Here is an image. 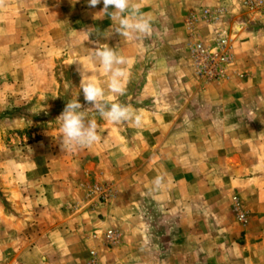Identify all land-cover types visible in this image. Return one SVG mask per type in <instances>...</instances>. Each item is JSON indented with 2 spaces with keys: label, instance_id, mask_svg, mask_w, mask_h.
I'll use <instances>...</instances> for the list:
<instances>
[{
  "label": "crops",
  "instance_id": "obj_1",
  "mask_svg": "<svg viewBox=\"0 0 264 264\" xmlns=\"http://www.w3.org/2000/svg\"><path fill=\"white\" fill-rule=\"evenodd\" d=\"M176 1L173 6L163 2L156 8L149 3L139 4V12L159 24L162 36L161 43L147 51L138 53L136 38L127 39L115 32L102 40L98 37L96 44L104 41L105 47L126 57L127 63L121 66L125 71L124 85L131 73L130 65L139 58L147 59L136 94V99L144 101L143 106H127L140 116L141 122L137 125L128 121L122 126L121 122L103 120L98 113L87 114L97 121L100 139L91 146L68 151L61 148L59 121L55 119V127L48 126L54 142L48 152V174L40 175L42 180L30 184L6 185L11 211L0 210V264H81L87 250L96 243L90 236L92 230L105 225L120 229L122 238L119 246L102 253L100 264H154L151 251L156 242L150 241L149 236L154 233L149 230L148 219L159 216L166 222L172 218L158 233L160 239L175 238V241L162 242V250L170 251V255L176 251L175 264H183L185 253L190 258L188 262L200 264V251L207 248L211 252L218 245L216 241L202 243L201 238L202 216L210 213L208 206L216 205L219 198L218 179H209L217 168L224 172L220 184L229 189L240 187L257 226L260 224L256 230L245 231L244 241L238 248L233 246L240 250V255L231 258L229 264H264V16L257 20L242 17L240 21L231 22L233 60L245 75L241 79L202 85L195 81L186 55L183 53L186 61L180 57L178 45L181 43L174 42L168 27L157 20L168 25L167 10L175 11L176 26L181 31L177 37L182 36V39L180 11L186 7L199 4L192 7L197 9L222 1L229 15L239 8L236 0ZM56 10L62 11L59 6ZM63 17L67 23L68 16ZM65 22L52 30L56 36L52 49L66 54L64 63L74 59V63L79 64L76 70L80 80L82 63L87 62L85 78L94 80L104 89V100H111L115 94L107 88L109 74L95 58L94 45L87 37L72 43L68 37L72 30H67ZM21 43L23 47V41ZM17 65L18 68L12 70L7 62L0 72L4 80L0 88L24 91L26 62L23 57ZM27 65L34 92H56L58 83L52 71L42 72L32 64ZM239 92L240 102L234 97ZM238 107L240 114L236 113L233 118L231 109ZM233 122L241 124L235 133L245 137L237 165L228 160L232 155L230 143L221 142L218 150L211 143L232 138ZM250 123L256 124L254 129L246 125ZM249 148L254 150V160L248 157ZM122 155L129 156V169L136 172L129 179L128 195L116 194L108 203L100 204L90 194L89 183L84 178L117 181L121 177ZM130 156H134L132 162ZM249 171L256 174L248 178ZM202 172L210 176L209 180L202 178ZM233 173L241 175L233 177ZM138 177H144V181L138 182ZM157 177L161 178L159 187L154 184ZM249 182L251 186H247ZM123 186L117 183L115 187ZM215 235L212 232V238ZM127 249L128 257L121 259ZM162 258L168 259L164 253ZM160 264H164L163 259Z\"/></svg>",
  "mask_w": 264,
  "mask_h": 264
},
{
  "label": "rangeland",
  "instance_id": "obj_2",
  "mask_svg": "<svg viewBox=\"0 0 264 264\" xmlns=\"http://www.w3.org/2000/svg\"><path fill=\"white\" fill-rule=\"evenodd\" d=\"M174 1L175 3L177 2L176 0H131L133 5L149 3L153 4L154 8H156L159 3L163 2H170L173 6ZM262 3L263 5L261 7L246 9L242 0H236L235 5L238 6L239 11L231 13V15L227 12L225 2L223 3L222 1L211 5L204 4L198 6L197 9L192 7L199 4L188 6L180 11L182 12L183 40L181 39L182 36L177 37V33L180 34L181 31L179 28L177 29L176 26L177 21L174 19L176 14L175 11L167 10L169 18L168 25L163 24L162 20L157 21L168 27L170 30V38H173L172 40L174 42L177 41L176 43H181V45H178V53H180L182 60L184 59V55H186L188 60L187 63L189 67H191L185 48V42L188 37L185 16L189 12L195 14L196 20H194L192 24L199 39L201 38L204 39L205 42H210L215 32L219 29H223L230 37V44H232L233 31L231 22L234 20L240 21L242 17H251L255 20L262 19V16H264V0H262ZM58 6L62 9L61 12L56 10ZM217 6H222L224 8V13L217 23H206L199 20V13L202 9L214 8ZM102 7L103 4L101 3L97 5L95 9H90L87 6V0H3V2L0 3V57L3 55V58H0V72L3 71L7 62L8 68L12 70L18 68L17 62L22 57L26 62L24 91L19 92L11 88H0V210L4 212L10 213L11 211L9 201L6 197V185L9 186V184L14 182L30 184L34 181L42 180L40 175L45 177V175L48 174V152L54 145V142H52L53 137L50 138V136H52L50 133L52 132L51 128L55 127L56 116L61 114L66 103L69 100L77 98L82 105L83 111L87 114L97 113L92 105L84 100L83 92L80 89V75L76 70L79 64L76 62L74 63V59L72 62L64 63L66 54L55 52V50L52 49V45L54 44L53 40L56 38L52 30L62 26L64 24L62 22H65L63 16H68V22H65V26L68 28L67 30H72L68 32V37L72 40V43H78L82 37H87L91 40L92 45H94L93 51H95L98 37H101V40L104 37L98 36L97 32H100L102 35L106 34L104 33L105 30L113 33L117 27V22L111 20L109 17V19H105L104 17L100 19L93 18L94 13L98 12ZM111 11L112 9H109V12ZM60 19L62 20L61 23H59ZM151 26L152 32L150 36L146 38H136L138 40L136 42L138 45L136 47L138 53H142L145 50L147 51L151 47L160 44L162 41L159 24L154 21V23L151 22ZM131 39L135 40V38ZM35 40L37 41L34 42ZM22 41L24 43L23 47ZM99 46L101 48L105 47V42H100ZM144 62H147V59L139 58L130 65L129 70L131 73L128 75L127 83L124 85L126 88L125 94L115 95L111 99L112 102H117L125 106H143L144 101L136 99V94L140 86L142 74L146 68V63ZM27 64L38 67L42 72L52 71V75L58 83L56 92L52 94L34 92L31 89L32 80L28 73L30 71L27 69ZM83 65L88 67L87 62H84ZM237 68L231 50V59L225 74L215 82H227L232 78L241 79L245 74L242 70ZM194 78L197 84L203 85L211 83H201L195 76ZM3 81L4 80H2L0 76V84H2ZM234 97L240 102V92L235 93ZM246 97L249 96L246 95ZM231 111L233 118H236V113L240 114V107L231 109ZM124 123L125 122H121L122 126ZM246 125L250 129H254L253 127L256 126L255 123ZM48 126H51V128L48 129ZM240 126V123L233 122L232 127L234 130L232 132V138L222 141L216 139L211 142L216 146V150L219 149L218 145L221 142L224 145L225 142L230 143L229 151L232 155L228 156V160L229 163L232 162L233 165L239 164L241 160L239 153L242 148V141H244L243 138H245L244 135L235 133V130ZM244 130H246V127ZM253 141L257 140L254 139ZM249 152V159L254 160L256 158L253 154L254 150L249 148ZM215 156L218 157V155ZM122 158L121 177L117 181H111L110 179L98 180L94 179V177L84 178V180L89 183L90 194H92L98 203H108L116 194L124 193L128 195L127 185L129 184V179L136 172L134 169H129V156L122 155ZM130 159L132 162L134 156H130ZM124 164L126 165L123 166ZM211 174L213 178L209 179L216 181L218 179L217 183L220 188L216 193L219 198L218 202L214 203L216 205L211 206L210 204L208 206L210 213L203 214L202 216L201 238L202 243L216 241L218 245L211 250V252L208 251L207 248L200 251V264H229L231 258L240 255V250L233 249V246L238 248L244 241L245 231L249 228L251 230H256L260 224L258 223L257 226V220L253 218V213L250 212V205H248L246 199L243 198L240 187L237 189H229L228 186L220 184L219 179L224 175V172L218 168L216 171L211 172ZM255 174L256 171H249L248 178H252ZM201 175L205 180H209L208 177L210 176L204 172H202ZM232 175L233 177L239 178L241 174L233 173ZM36 176L38 178H36ZM140 179L141 177H138V182ZM142 179H144V177H142ZM243 179H245V176ZM111 182H113V184H111ZM117 183H121V185L125 186L118 189L115 187ZM251 185L252 183L249 182L247 186ZM235 200L238 202L240 209L244 212L245 219L243 221L237 218L236 209L234 207ZM171 219L170 217L167 222L166 220H162V216L156 219H148L150 222L149 230H152L154 233L153 236H149L151 239L150 241L153 240V243L156 242L154 249L151 251L154 259L153 262H155L154 264H160L162 259L164 264H175L176 251H172L173 255H170V251L162 250L161 248L162 242L175 241V238L170 236L169 240L162 241L160 235H158L161 229L165 228L168 223H170ZM142 222L144 221L142 220ZM142 225L145 226L146 223H142ZM106 229H113L118 233V239L115 244H106L103 241L102 234ZM142 229H144V227H142ZM155 231H157V234H155ZM210 232L211 234L209 236ZM212 232H215V238H212ZM144 234L145 233L142 235L143 239H145ZM90 236L96 243L87 250V256L83 262L89 257V251L93 250L96 255V263L100 264L102 253L119 244L122 238V232L117 227L105 225L103 228H94ZM126 241H128L127 237ZM162 253H164L168 259L162 258ZM128 254L129 250L127 249L123 252V258L121 257V259L125 260ZM188 261H190V258L187 253H185L183 264H191V262Z\"/></svg>",
  "mask_w": 264,
  "mask_h": 264
},
{
  "label": "clouds",
  "instance_id": "obj_3",
  "mask_svg": "<svg viewBox=\"0 0 264 264\" xmlns=\"http://www.w3.org/2000/svg\"><path fill=\"white\" fill-rule=\"evenodd\" d=\"M2 2L3 0H0V3ZM101 3L103 7L99 12L94 13L93 18L100 19L108 16L111 20L116 21L115 32L120 36L131 39L146 38L151 35V19L139 12V5H133L131 0H87V6L90 9H95ZM109 9H112V11L109 12ZM104 33L106 34L102 35L97 32V35L107 37L111 34L107 30ZM95 49V58L98 59L103 71L109 74L107 80L108 91L115 95H124L126 91L123 84L125 71L121 66L127 63L126 57L118 55L112 48H101L98 44ZM87 71L83 65L80 70V89L83 92L84 100L92 105L99 116L103 120L112 123L133 121L138 125L141 122L140 116L134 114L125 105L111 100H104V89L98 86L94 80L85 78L88 76ZM56 120L60 123L61 148L65 151L75 147L91 146L100 139L97 121L88 117L87 113L82 110V105L77 98L66 103ZM154 184L159 187L161 178L157 177Z\"/></svg>",
  "mask_w": 264,
  "mask_h": 264
},
{
  "label": "built area",
  "instance_id": "obj_4",
  "mask_svg": "<svg viewBox=\"0 0 264 264\" xmlns=\"http://www.w3.org/2000/svg\"><path fill=\"white\" fill-rule=\"evenodd\" d=\"M246 9H253L263 5L262 0H242ZM224 13L222 6L214 8H204L199 13V20L206 23H217ZM196 20L195 14L189 12L185 16L187 28V40L185 48L189 57L193 74L201 83L215 82L224 76L226 68L231 59L230 37L225 30L219 29L215 32L210 42L199 39L193 29L192 22ZM236 215L238 220L245 219L244 212L240 209L238 202L234 201ZM102 239L106 244H115L118 239V233L113 229L103 231ZM82 264H97L96 255L93 250L89 251V257Z\"/></svg>",
  "mask_w": 264,
  "mask_h": 264
}]
</instances>
